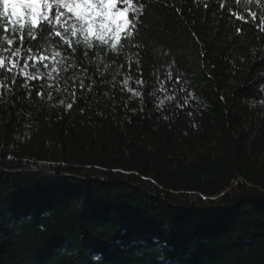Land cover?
<instances>
[{"label": "trees", "instance_id": "1", "mask_svg": "<svg viewBox=\"0 0 264 264\" xmlns=\"http://www.w3.org/2000/svg\"><path fill=\"white\" fill-rule=\"evenodd\" d=\"M170 2L152 6L175 38L168 57L146 50L142 99L111 86L126 56L72 109L45 102L73 104L75 68L57 95L22 77L0 88V264H264V39L217 0ZM172 59L193 96L161 111L149 71Z\"/></svg>", "mask_w": 264, "mask_h": 264}, {"label": "snow or ice", "instance_id": "2", "mask_svg": "<svg viewBox=\"0 0 264 264\" xmlns=\"http://www.w3.org/2000/svg\"><path fill=\"white\" fill-rule=\"evenodd\" d=\"M193 2L197 7L201 3L205 9L209 6L208 0ZM217 3L222 11H228L230 19L234 17L244 24L251 23L258 39H264L262 0H235V4L242 6L246 14L228 9L227 5L232 0H217ZM153 5L173 7L170 0H0V76L3 77L0 88L12 91L11 85L5 81L11 80L14 85L22 77L24 88L29 89L27 81H43L46 78L52 82L47 86L56 87L59 91L57 82L61 72L68 73L69 69L75 68L79 76L74 75L64 86V90H71L74 98L73 104L67 105L68 109H72L77 99V87L81 93L92 92L98 82L101 85L106 82L100 78L108 74L116 60L126 56L127 72L123 73L121 80L117 79L122 75L121 63L112 74L111 86L115 88L120 83L121 91L131 93L129 99H142V89L148 87L141 63L146 50L151 47L168 57L170 52L165 49L175 38V24L172 23L175 17L170 21L167 14L157 13ZM252 5L260 10L259 13L252 10ZM5 6H8L7 10ZM182 11L176 8L175 15H180ZM235 31L238 35L243 34L241 27ZM81 44L84 46L81 53L84 63L77 60ZM70 60L76 63H69ZM133 64L136 65L138 78L132 75ZM176 68L178 62L172 59L159 67L153 63L149 71L155 86L149 88L148 97L150 101L158 99L156 107L161 111L166 100L176 101L179 95L185 98L183 103H176V107L183 110L189 106L188 98L193 96L183 73L174 71ZM131 83L137 87H131ZM260 90L264 91V86ZM37 94L40 95L39 92ZM3 95L0 92V98ZM145 107L142 105L140 111H144ZM188 115L192 113L188 112Z\"/></svg>", "mask_w": 264, "mask_h": 264}, {"label": "rangeland", "instance_id": "3", "mask_svg": "<svg viewBox=\"0 0 264 264\" xmlns=\"http://www.w3.org/2000/svg\"><path fill=\"white\" fill-rule=\"evenodd\" d=\"M44 81H45V85H46V88L49 91V93H51L52 95H57L58 94L57 92H54L51 88H49L47 86L49 83H52V82L48 81L46 78L44 79ZM45 104L47 105L49 110H54V111H59L65 107H67V105H68L67 103L49 104L47 101L45 102Z\"/></svg>", "mask_w": 264, "mask_h": 264}, {"label": "clouds", "instance_id": "4", "mask_svg": "<svg viewBox=\"0 0 264 264\" xmlns=\"http://www.w3.org/2000/svg\"><path fill=\"white\" fill-rule=\"evenodd\" d=\"M8 6H5V10H7Z\"/></svg>", "mask_w": 264, "mask_h": 264}]
</instances>
